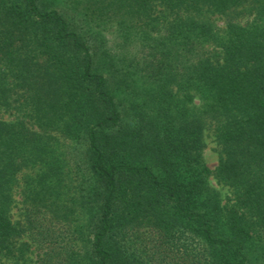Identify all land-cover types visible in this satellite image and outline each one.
<instances>
[{"label": "trees", "instance_id": "16d2710c", "mask_svg": "<svg viewBox=\"0 0 264 264\" xmlns=\"http://www.w3.org/2000/svg\"><path fill=\"white\" fill-rule=\"evenodd\" d=\"M0 110L14 263L264 264V0H0Z\"/></svg>", "mask_w": 264, "mask_h": 264}, {"label": "rangeland", "instance_id": "374dc122", "mask_svg": "<svg viewBox=\"0 0 264 264\" xmlns=\"http://www.w3.org/2000/svg\"><path fill=\"white\" fill-rule=\"evenodd\" d=\"M255 11H245L243 15L239 16V20H241V23L248 22L253 19ZM217 24L223 25L222 20H218ZM195 105L196 106H203L204 100L200 98L195 99ZM16 116V112L14 111H4L0 110V118L5 120H13ZM216 123L213 119L210 117H207V125L204 130V150H203V157L207 164V166L214 170L217 166L220 156L222 155V149L221 145L219 144L217 137H216V131H215ZM76 170V169H75ZM23 175L21 174L19 176V183L15 191V205L12 209V219L15 222H20L22 220V214H21V199H22V188H23ZM68 180L65 181V192L68 194L71 198H78L79 194L84 188V186L87 185V176L84 174L82 170L73 171L70 175ZM209 182L210 184L215 187L221 194V197L229 198L232 195V190L229 186L226 184L220 182L218 178L215 175L209 176ZM78 222L84 223L86 220L85 216L82 215L80 212L78 213ZM34 247V246H33ZM32 247V253H28V256L31 258V261H27L26 264H35L34 261L36 259V253L38 252L35 247ZM0 264H16L5 256L4 254L0 253Z\"/></svg>", "mask_w": 264, "mask_h": 264}]
</instances>
